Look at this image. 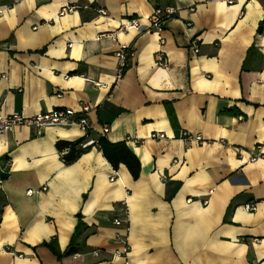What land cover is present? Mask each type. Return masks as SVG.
I'll list each match as a JSON object with an SVG mask.
<instances>
[{"label":"crops","instance_id":"0c3cea01","mask_svg":"<svg viewBox=\"0 0 264 264\" xmlns=\"http://www.w3.org/2000/svg\"><path fill=\"white\" fill-rule=\"evenodd\" d=\"M157 8L175 13L145 31ZM131 19L144 29L121 31ZM83 105L91 137L125 141L138 178L96 146L65 164L56 144L77 127L1 135L0 264H263L264 0H0V113Z\"/></svg>","mask_w":264,"mask_h":264},{"label":"built area","instance_id":"2783aa9c","mask_svg":"<svg viewBox=\"0 0 264 264\" xmlns=\"http://www.w3.org/2000/svg\"><path fill=\"white\" fill-rule=\"evenodd\" d=\"M233 0H228V4H231ZM81 6L77 4H71L66 5L63 7L59 13L58 16L62 17L66 14L72 13L78 9H80ZM85 8V7H84ZM98 13L105 16L106 12L104 10H98ZM175 11L173 9H160L157 8L154 10L152 15L149 18V27L145 31H151L160 33L164 26L166 25L167 21L174 15ZM121 31H127L130 29L136 30V31H142L144 28L140 26L138 21L136 19L129 20L125 25L121 26ZM112 38V35L108 36ZM160 42L162 43L161 39ZM197 51V47H194V52ZM130 48L128 46L122 45L118 48L115 57H116V78H119L123 75L124 70L127 66V59L130 55ZM157 61L160 66H165L166 62L162 56V54L156 55ZM90 111V107L88 105H83L81 107V112L76 113L75 111L71 109H53L48 112L44 113H37L32 116H24L19 113H12L9 115H2L0 113V136L9 132L11 129H13L16 126H27L31 128H35L37 130H41L48 127H57V128H71V127H77L79 128L83 133V142L78 146L82 150H86L91 146H95L97 143V138H106V135L108 133L109 128L107 126H102L101 129L96 132V138L91 137V133L93 132L92 128L90 127L88 120L86 118V114ZM150 139L154 140H162L165 139L164 134H155L152 133L149 136ZM127 141H130L129 138ZM181 141L184 145L190 146L193 144H202L204 142L203 138L199 134H189L184 133L182 135ZM136 142H140L139 139H136ZM67 153V149H63L59 151V155L62 158ZM260 155H254L250 158V161L253 162L256 159H258ZM113 180V179H111ZM33 191H28V195H32ZM245 210L248 212H252L255 210L254 204H246L244 206ZM114 224L119 226L121 222L117 219L113 220ZM126 246H124L121 253L126 252ZM94 255L96 256L97 253L95 252ZM258 264V263H254ZM264 264V262H263Z\"/></svg>","mask_w":264,"mask_h":264},{"label":"trees","instance_id":"16d2710c","mask_svg":"<svg viewBox=\"0 0 264 264\" xmlns=\"http://www.w3.org/2000/svg\"><path fill=\"white\" fill-rule=\"evenodd\" d=\"M262 26H260L259 30ZM84 138L81 140H77L74 142H59L56 144L58 151L63 149H67V153L62 157V160L65 164L69 165L76 161V159L86 150L80 149L78 146L83 142ZM96 148L102 153L103 157L106 161L111 165V167L116 170L119 165H124L133 179H137L140 173V162L138 158L129 150L126 146L125 141L111 143L105 137L97 138ZM81 223L77 225L76 231L71 239V242L63 253L64 255H71L76 253L75 240L78 234L77 229L79 230V226ZM44 245H51L44 243ZM54 253H57L55 250ZM58 254V253H57Z\"/></svg>","mask_w":264,"mask_h":264}]
</instances>
